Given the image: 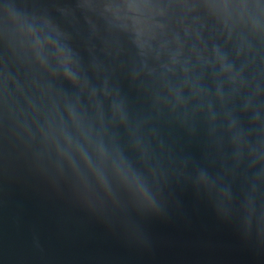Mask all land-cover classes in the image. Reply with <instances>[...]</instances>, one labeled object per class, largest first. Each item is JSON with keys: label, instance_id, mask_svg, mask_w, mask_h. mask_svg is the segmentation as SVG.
Segmentation results:
<instances>
[{"label": "water", "instance_id": "water-1", "mask_svg": "<svg viewBox=\"0 0 264 264\" xmlns=\"http://www.w3.org/2000/svg\"><path fill=\"white\" fill-rule=\"evenodd\" d=\"M0 264H264V0H0Z\"/></svg>", "mask_w": 264, "mask_h": 264}]
</instances>
